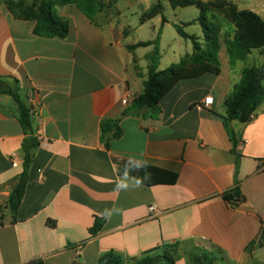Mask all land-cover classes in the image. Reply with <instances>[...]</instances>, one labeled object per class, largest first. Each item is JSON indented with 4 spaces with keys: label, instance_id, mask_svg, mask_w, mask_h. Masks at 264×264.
I'll list each match as a JSON object with an SVG mask.
<instances>
[{
    "label": "crops",
    "instance_id": "1",
    "mask_svg": "<svg viewBox=\"0 0 264 264\" xmlns=\"http://www.w3.org/2000/svg\"><path fill=\"white\" fill-rule=\"evenodd\" d=\"M103 1L111 7L93 19L75 6L58 7L70 32L44 38L0 0V76L17 80L22 99L35 106L40 142L17 220L6 212L0 226V264H98L110 251L131 259L164 245L175 246L176 264H194L198 249L217 255L219 264H264V102L249 123L231 122L236 144L223 118L246 61L260 66L264 55L255 50L231 64L221 44L220 75L177 83L156 119L153 110L124 115L123 100L144 90L154 49L128 46L159 37L163 45L171 24L159 16L148 30L149 21H140L158 1L148 8L142 0ZM132 11L139 22L130 21ZM173 40L177 62L192 54L179 34ZM207 97L213 104L204 109ZM105 118L119 119L124 130L108 146L101 140ZM25 137L16 101L0 93V195L7 198L24 169ZM141 165L177 178L142 182ZM96 218L104 225L92 236Z\"/></svg>",
    "mask_w": 264,
    "mask_h": 264
},
{
    "label": "trees",
    "instance_id": "2",
    "mask_svg": "<svg viewBox=\"0 0 264 264\" xmlns=\"http://www.w3.org/2000/svg\"><path fill=\"white\" fill-rule=\"evenodd\" d=\"M168 1L173 9L196 7L200 11L198 22L202 29V36L187 33L184 30L183 26L194 24L193 22L183 26L174 24L179 36L192 43L193 52L164 70L159 69L162 58L160 37L153 41L139 42L136 45L128 46L129 50L148 46H154V49L148 55L149 67L148 75L143 82L144 90L127 105L124 115L145 117L144 112L153 110L149 117L156 119L161 113V100L177 83L186 79L199 78L205 74L220 75L219 51L222 44L220 37L222 26L219 22V16H222L233 27L232 38L225 41L231 64L246 60L249 54L255 50L264 55V19L258 13L248 9H239L230 0ZM4 2L15 18L34 22L33 34L44 38H65L70 32V23L59 16L58 7L75 6L89 19H93L95 14L109 9L112 5V2L105 3L103 0H5ZM164 10L162 1L158 0L156 4L141 15L140 21L145 23L160 16L165 23L167 20L164 17ZM263 81L264 62L260 66L245 67L242 70L240 81L225 100L224 123L234 144L237 142L230 124L232 121L241 123L252 121L258 107L264 102ZM0 93L8 94L16 101L19 121L26 135L22 144L24 169L6 199L5 206L6 210L13 216L12 222H15L17 220L16 214L27 188L34 151L40 142L35 136L31 107L22 99L17 80H8L0 76ZM100 127L101 140L106 146L124 134L119 119L105 118L101 121ZM166 176H169L170 179H167ZM136 178L142 182H151L153 178L174 182L177 176L157 168L141 165L140 170L136 173ZM225 199L230 202L240 200L238 195L234 197L231 194H226ZM5 213L6 211L0 209V226L3 225ZM48 224L55 227L56 222L49 220ZM103 225L104 220L96 218L89 230L90 234L92 236L98 235ZM261 236L264 237V230ZM174 248L175 246L164 245L151 253L131 259H126L121 254L110 251L99 258L98 264H176V258L173 254ZM191 259L194 264H219L220 261L217 255L202 249L194 251L191 254Z\"/></svg>",
    "mask_w": 264,
    "mask_h": 264
},
{
    "label": "rangeland",
    "instance_id": "3",
    "mask_svg": "<svg viewBox=\"0 0 264 264\" xmlns=\"http://www.w3.org/2000/svg\"><path fill=\"white\" fill-rule=\"evenodd\" d=\"M157 1L158 0H142V6L148 8L154 3H156ZM161 1L165 7L164 17L171 24V27H168L165 30V37H164L163 45H160L162 57L164 56V59L162 61V67L167 68L171 66L172 64L177 63L178 61L177 58L173 59V56H174L173 51H174V48L176 47L175 41L173 39L177 37L178 33L176 29H174L172 24L183 26L184 24L186 25L188 23L193 22L194 24L183 26L184 30L190 34L201 35L202 29L198 22V18L200 17V11L196 7H186V8L179 7V8L173 9L168 0H161ZM202 1H208V0H202ZM230 1H233L239 7V9L252 10L258 13L264 19V0H230ZM120 3L128 5L130 7L127 1H121ZM132 12L134 15L132 16L131 14L130 21L139 22L138 15L135 14V11H132ZM219 22L222 26V29L220 32L221 41H222V44H225V41L233 36V27L222 16H219ZM159 25H161V23H159ZM151 26H152V20H149L148 30L151 28ZM183 42L187 44L186 46L190 45L192 48V43L190 41L184 40ZM184 47L185 45L183 44L182 51L184 50ZM138 52L140 54L144 52V49H141ZM246 63L250 66L259 65V62H249V61L247 62L246 61ZM222 64L224 67H226L224 57L222 58ZM6 199L7 197L5 195H0V209L8 212L5 208Z\"/></svg>",
    "mask_w": 264,
    "mask_h": 264
},
{
    "label": "built area",
    "instance_id": "4",
    "mask_svg": "<svg viewBox=\"0 0 264 264\" xmlns=\"http://www.w3.org/2000/svg\"><path fill=\"white\" fill-rule=\"evenodd\" d=\"M131 101H132V98H130V96H128L127 98H125V99L123 100V104H124V105H129ZM212 104H213V98H212V97H207V98H205V100H204L203 108H204V109H208V108H210V106H211ZM31 115H32L33 117H36V116H37V110H36L35 106H31ZM13 166H14V167H17V163L13 162ZM150 211H151V213H153V214H154L155 212H157V206H156V205L151 206V207H150Z\"/></svg>",
    "mask_w": 264,
    "mask_h": 264
},
{
    "label": "clouds",
    "instance_id": "5",
    "mask_svg": "<svg viewBox=\"0 0 264 264\" xmlns=\"http://www.w3.org/2000/svg\"><path fill=\"white\" fill-rule=\"evenodd\" d=\"M121 186H123V185H121Z\"/></svg>",
    "mask_w": 264,
    "mask_h": 264
}]
</instances>
